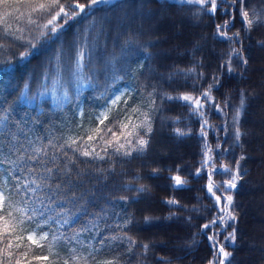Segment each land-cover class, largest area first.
<instances>
[{
  "label": "trees",
  "instance_id": "trees-1",
  "mask_svg": "<svg viewBox=\"0 0 264 264\" xmlns=\"http://www.w3.org/2000/svg\"><path fill=\"white\" fill-rule=\"evenodd\" d=\"M79 2L87 3V0ZM249 5L264 9V0H247L245 7ZM14 8L8 21L12 31L23 28L25 36H37L40 28L27 23L28 10L21 7L25 15L16 20L19 13ZM4 11L0 6V15ZM94 15L97 25L87 42L88 67L79 75L71 74L70 60L74 59L72 53L81 46V35L92 24V16L70 21L59 38L42 40L34 54L24 61L18 62V53L25 50L19 42H14L11 37L0 39V44L6 46L0 49V68L11 64L8 71H0V116L6 117L4 127L0 128V145L6 157L13 160L21 154L27 157L33 154L34 147H43L52 140V146L46 149L51 166L53 146L62 144L68 137L81 136L86 141L83 129L96 126L94 120L89 121V115L102 112L109 99L120 90L127 89L131 95L126 93L122 97L128 104H117V110L140 106L142 112L151 116L152 131L145 136L149 145L143 153L133 151L130 156H124V149L116 153L118 144L107 146L105 152L106 146L99 140L93 146L105 157L102 160L75 153L76 160L72 163L61 152H55L58 164L67 163L73 169L70 180L55 172L53 187L45 190L55 201L45 216L54 215L53 209H64L71 217V223L64 225L57 234L62 232L71 236V229L87 228L88 231L79 233V239L85 245L99 247V240L120 234L116 225L132 217L133 223L124 231L138 242L150 244L147 253L142 254L143 249L139 247L134 252H127L126 240H106L101 252L97 253L98 259H112L116 254L121 256L122 264H208L212 249L200 226L217 215V208L204 187L207 176L195 175L201 167L207 143L214 150L210 155L217 167L222 163L234 164L242 155L246 157L240 162L243 179L230 193L234 197L237 216L234 224L236 240L231 245L224 241L227 232L232 231L231 227L220 235L219 240L225 243L226 251L232 253L231 264H264V24L254 26L250 32L245 31L237 11L235 26L229 31V35L240 32L239 42H234L214 35L216 24L228 19L219 8L213 16L201 10L199 5L177 4L175 0H127V6L115 13L111 8L101 6ZM101 17L107 19L101 20ZM48 18L33 15L40 25ZM233 47L242 49L247 65L233 59L235 71L227 73L220 65L228 59L227 54ZM61 49L63 55L57 58ZM191 68H195V73L187 78L179 71ZM201 72L204 75L198 78ZM214 74L219 77V84L213 87L212 95L221 105L225 99L231 101L225 113L207 107L205 116L200 117L191 114L179 101L161 99L165 93L175 96L193 92L198 95L199 90L212 82ZM26 82L28 87L24 86ZM194 82L197 85L195 91ZM241 91L246 94L239 121L244 135L237 144L232 135L231 117L232 105L239 103ZM152 98L156 100L157 111L147 107ZM81 109L85 113L83 117L80 116ZM175 117L180 120L175 121ZM204 119L209 121V126L205 129L207 135L201 137ZM225 121L227 133L222 130ZM176 128L188 134L178 136L174 131ZM82 142L77 141L78 144ZM119 142L124 143L123 138ZM61 151H67L69 158L74 155L72 149ZM28 166L41 167L36 161L27 159L16 168L2 164L5 171L11 170L21 182L31 178L20 171ZM177 174L187 180L185 187L180 189L172 186L171 176ZM227 178L223 175L213 177L218 183ZM56 183L62 185L59 190L55 188ZM15 184L16 181L9 177V192L19 198ZM141 185L146 186L147 191L138 192ZM173 197L180 205L164 203ZM194 206L197 211L192 210ZM172 213L174 215H170ZM145 216L153 217L150 223L144 222ZM50 223L52 231L59 228L55 221ZM44 231H49L48 225L44 226ZM214 231L215 228L208 230L207 235ZM44 254L37 250L29 255V259L31 255Z\"/></svg>",
  "mask_w": 264,
  "mask_h": 264
},
{
  "label": "snow or ice",
  "instance_id": "snow-or-ice-1",
  "mask_svg": "<svg viewBox=\"0 0 264 264\" xmlns=\"http://www.w3.org/2000/svg\"><path fill=\"white\" fill-rule=\"evenodd\" d=\"M177 4H189L199 5L201 10L212 14H216L217 9L224 14L228 15V19L223 20L222 23L216 24L215 36L225 41L239 42L240 32L237 31L229 35V31L234 27L235 13L238 11L242 25L245 31L250 32L254 26L264 24V9H257L249 5L245 7L247 0H175ZM0 6H3L5 11L0 15V25L3 26V32L0 33V39L11 37L14 42H19V46L24 47L25 50L18 53V62L27 60L28 57L34 54L38 45L42 40H51L54 36L59 38L63 28L73 20H78L81 17L87 18V16L93 17V22L90 27H86L81 35V46L77 48L72 56L74 59L70 60V71L72 75H79L83 70L88 67L86 63V57L89 56L87 50V42L91 38V33L95 31L97 20L95 18V12L101 9V6L105 8H111L113 13L117 9L127 6V0H87V3H80L79 0H0ZM13 6L14 11L19 13L15 17L16 20L24 17L25 13L21 11V7L28 10L27 23L29 25H36L40 28L37 36L29 38L23 33L25 29L20 28L16 31H12V24L9 23V17L12 14ZM46 15L49 18L42 25L37 23V19H33V15ZM101 20H106L107 17H101ZM103 25L101 24V31ZM19 32V34H16ZM131 41H126L129 43ZM4 44H0V49L5 48ZM63 55V49L57 53V58H61ZM228 59L224 61L220 68L224 69L227 73L235 71L232 66L233 59H237L243 65H247V59L242 55V49L235 47L227 54ZM51 66V61L49 62ZM11 64L6 67L0 68V71H8ZM142 67V66H141ZM62 71V68H61ZM187 78L190 74L195 73V68L179 70ZM203 73L198 74V78L203 77ZM48 76L45 75V79ZM219 84V77L217 75L212 76V82L208 84L207 88L199 90L198 95H194L193 92H183L175 96L165 93L161 97L162 100L167 101H179L182 106L189 109L191 114H198L200 117L205 116V109L211 107L218 113H225V109L231 104L229 99H225L223 105L212 95V89ZM28 87L27 82L24 85ZM194 91L196 90V82L192 85ZM131 95L126 89L111 100V103L102 111L89 115V121H95L96 126L94 128H84V137L77 136L76 138L68 137L64 142L58 146H53L55 152H61V155L70 159L72 163H75L78 153L84 157H94L96 159H104L105 157L96 152L93 146L94 142L99 140L106 147L104 151L107 152V146L118 144L115 148L116 153H121L124 149L123 155L130 156L133 151L143 153L147 150L149 140L145 136L152 131L151 116L148 112H142L140 106L122 108L117 110L116 105L123 103L128 104L127 100H122L125 94ZM24 94L21 93V96ZM67 91L64 92V96L67 97ZM152 97L153 93H149ZM19 99V97H18ZM246 103V94L244 91L240 93V99L238 104L232 105L233 112L231 117L232 123V135L235 138V142L238 144L242 135L241 128L239 127L240 117L244 110ZM147 107L153 111L159 110L156 104L155 98H152L147 102ZM85 115L83 109L80 111V116ZM142 117V118H141ZM6 117L0 116V128L4 127V121ZM139 121L138 123L134 122ZM175 121H179L180 117H175ZM83 123V121H81ZM80 125H78L79 127ZM209 126L207 119L203 120L200 127L201 137L207 135L206 128ZM227 133V121L222 129ZM178 136L187 135L183 129H174ZM190 131V130H189ZM143 132V134H141ZM123 138L124 143L119 141ZM81 140L82 143L78 144L77 141ZM133 140L135 142H133ZM126 145L128 146L126 148ZM52 146V140L48 141V144L43 147H34L32 149L33 154L25 157L24 155H18L15 160L10 157H6L3 151V146L0 145V165L11 164L13 168L19 166L20 162L27 160L36 161L41 167L28 166L27 169L20 168L21 172H26L31 178H26L21 182L19 176L13 175L11 170L7 176H3L0 172V264H122L121 256L114 254L112 259H98L97 253H100L105 241H127L129 247L127 252H134L139 247L143 249L142 254H146L150 248L148 243H140L133 237L129 236L124 229H127L129 225L133 223V218L128 217L123 220L122 224H117L116 228L120 234H114L104 239L99 240L97 243L99 247L92 245H85L79 239V233L88 231L87 228H81L79 230L71 229L72 235L68 236L64 233H60V229H63L64 225L71 223V217L67 216L64 209L56 211L53 209V214L45 216L49 207L55 201L45 191L53 187L52 178L55 172L61 173L66 179H71L73 169L65 163L63 166L58 164V159L55 152L51 156V166H49V160L47 147ZM65 148L72 149L74 155L68 157L67 151H61ZM216 148L219 149L220 145L217 144ZM18 152L19 150H15ZM214 150L211 146L205 145L204 156L200 168H197L196 176H207V183L205 184V190L208 196L213 200V206L217 208V215L213 216L211 220L200 226L204 231L206 238L210 242L209 246L212 249V258L208 261V264H231L232 253L226 251L225 243H221L219 240L220 235L226 232L229 227L232 228L231 232H227L224 236V241L229 245L234 244L236 240V228L234 226L237 216L234 212V197L230 194L237 188L238 182L243 179L241 175V160L246 159L243 155L235 160L234 164L222 163L219 167L216 166L214 158L210 153ZM13 150L10 149V153ZM222 154V153H221ZM157 171V170H154ZM246 174V172H245ZM79 175V173H77ZM216 175H223L228 177L222 182H216L213 177ZM16 181L14 189L16 197L9 192L8 179ZM58 179V177H56ZM173 188H183L187 184L186 178L181 175H172ZM62 187L61 183H56L55 188L59 190ZM138 192L147 191L146 186L141 185ZM220 193L217 195V193ZM33 197L35 199H33ZM45 198L48 200V204L45 205ZM59 198H63L60 196ZM121 199H127L121 197ZM166 205L176 206L180 205V202L173 198H168L164 201ZM186 207V206H181ZM41 208L43 210H41ZM197 211L195 206L192 209ZM174 215V213L170 214ZM170 218V217H169ZM153 217L145 216L144 222L150 223ZM191 217H189V220ZM51 221H55L59 228L55 231L51 230ZM49 226V231H44V226ZM215 228L216 231L212 235H207V231ZM27 241V243H25ZM83 249V251L81 250ZM37 250L44 251V255H29L35 253ZM115 251L118 253L119 248ZM86 253V254H85ZM163 259V258H161ZM168 264V262H166Z\"/></svg>",
  "mask_w": 264,
  "mask_h": 264
},
{
  "label": "rangeland",
  "instance_id": "rangeland-1",
  "mask_svg": "<svg viewBox=\"0 0 264 264\" xmlns=\"http://www.w3.org/2000/svg\"><path fill=\"white\" fill-rule=\"evenodd\" d=\"M122 91L120 90V92H118V93H116V94H114L110 99H109V101H108V103L106 104L107 106L111 103V100L112 99H114L116 96H118V95H120V93H121ZM106 106V107H107ZM262 132L264 133V124L262 125ZM0 169L2 170V174H3V176H7L8 175V173H7V171H5V169L2 167V165H0ZM8 184H9V179H8Z\"/></svg>",
  "mask_w": 264,
  "mask_h": 264
}]
</instances>
